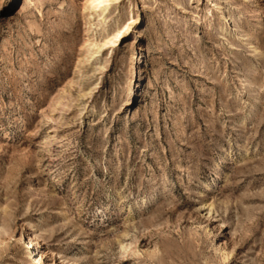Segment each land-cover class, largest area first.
I'll return each instance as SVG.
<instances>
[{"label": "rangeland", "instance_id": "1", "mask_svg": "<svg viewBox=\"0 0 264 264\" xmlns=\"http://www.w3.org/2000/svg\"><path fill=\"white\" fill-rule=\"evenodd\" d=\"M256 1L0 0V264H264Z\"/></svg>", "mask_w": 264, "mask_h": 264}, {"label": "bare ground", "instance_id": "2", "mask_svg": "<svg viewBox=\"0 0 264 264\" xmlns=\"http://www.w3.org/2000/svg\"><path fill=\"white\" fill-rule=\"evenodd\" d=\"M212 1V6H213V9L215 10H218V12H221V14H223L222 13V11L225 9L224 8V2L223 3H219V2H221L222 0H211ZM224 1H226V0H224ZM256 1V0H255ZM101 2V1H100ZM257 3L259 2V0H257L256 1ZM104 3V2H103ZM103 3L101 2V4L103 5ZM249 3L250 2H248V0H246V5H249ZM102 5H94V7L96 8V10L98 9V8H100ZM262 7H260V9H256V17L258 16H261V13H260V10H261V8H263V5H261ZM93 7V6H92ZM108 8V7H107ZM106 10V9H105ZM104 10V11H105ZM226 10V9H225ZM227 12V11H226ZM225 13V12H224ZM221 18H223V20H224V22L225 23H228V22H230V20H231V18H230V16H227V15H222V17ZM197 23H199V22H197ZM226 27V26H225ZM224 27V29H223V31L224 32H228V29L227 28H225ZM223 32V33H224ZM230 33V32H229ZM109 44V43H108ZM90 47V46H89ZM88 47V48H89ZM101 51V50H100ZM255 51H258L257 49L255 50ZM81 64V63H80ZM79 66H81V65H78V67ZM83 70H85V68H82ZM81 73H82V76L84 75L83 74V72L81 71ZM34 246V244H33V242L30 244V246ZM23 250H27L26 251V253L27 254H29L30 253V250L28 249V248H25V249H23ZM45 258V251H40L36 256H34V264H41V263H43V261H45L46 259H44Z\"/></svg>", "mask_w": 264, "mask_h": 264}]
</instances>
